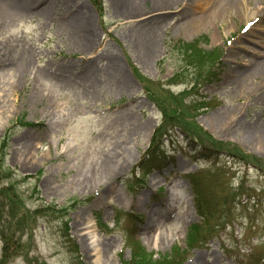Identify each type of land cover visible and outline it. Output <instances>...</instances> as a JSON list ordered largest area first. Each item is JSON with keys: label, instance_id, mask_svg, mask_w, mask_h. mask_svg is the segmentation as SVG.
Wrapping results in <instances>:
<instances>
[{"label": "rangeland", "instance_id": "obj_1", "mask_svg": "<svg viewBox=\"0 0 264 264\" xmlns=\"http://www.w3.org/2000/svg\"><path fill=\"white\" fill-rule=\"evenodd\" d=\"M166 1L0 0V264L6 233L4 264H96L102 241L111 264H264V140L240 141L264 133V0ZM126 135L125 172L84 188Z\"/></svg>", "mask_w": 264, "mask_h": 264}, {"label": "bare ground", "instance_id": "obj_2", "mask_svg": "<svg viewBox=\"0 0 264 264\" xmlns=\"http://www.w3.org/2000/svg\"><path fill=\"white\" fill-rule=\"evenodd\" d=\"M238 0H223L222 5L219 9L218 12V17L215 19V21L221 17H225L222 16L224 15L226 12H228L229 9H234L235 6L234 5L237 3ZM181 4V3H179ZM178 3L176 0H168L166 2H164L162 4V6H165L166 8H168L169 6H177ZM182 5V4H181ZM158 5H155L154 7H156ZM227 10V11H226ZM226 11V12H225ZM211 12V9H207V14L209 15V13ZM225 12V13H224ZM202 18L204 20H202ZM206 17H198L196 22H199L200 20L202 24H205L207 20ZM222 22V21H221ZM223 23V22H222ZM82 27L84 29L89 28V25H86V22L84 20H82ZM259 69H264V67L258 68V65L255 64L253 67H251L248 71V74L251 73H255L257 71H259ZM18 69L15 70V72H17ZM242 87V86H241ZM3 92V90H2ZM208 124L212 127L215 126L218 131L223 135H228V131H223L222 130V122L220 121V118H218V116H214V117H210L208 118ZM262 140H264V133H260V134H247L241 137L240 141L241 143H247L249 145H253V146H260ZM131 143V137L129 135H126L123 137V141H121V146L120 148L124 147L123 151L120 154H109L105 157H103L101 159V161L98 163L97 167L92 171L90 177L84 181L85 185L84 188H88V187H93V186H100V184L102 182H107L110 180H113L117 177H119V175H121L123 172H125V169L128 167V161L131 159L132 154L130 152V150L128 149V144ZM152 183L150 182L147 185H151ZM110 191V190H109ZM103 191L104 194L101 195V197H99V201L101 203L104 202H113V203H122L124 202L125 198L122 194L119 193H113L112 191ZM109 192V193H108ZM158 206V207H157ZM155 206V208H151V214L152 215H159L160 212V207L162 206V204H159ZM154 222H148L144 224V229L143 231L145 232L146 236H147V241L149 242L151 239H153L155 237V225L153 224ZM78 229L80 228V224L78 225ZM110 246H111V242L110 241H102L98 244V249L96 250L97 253L96 255V264H111L109 261V254H110ZM207 246V245H205ZM202 256L201 255H197L194 260L192 261L191 264H207V263H202ZM213 264V263H210Z\"/></svg>", "mask_w": 264, "mask_h": 264}, {"label": "trees", "instance_id": "obj_3", "mask_svg": "<svg viewBox=\"0 0 264 264\" xmlns=\"http://www.w3.org/2000/svg\"><path fill=\"white\" fill-rule=\"evenodd\" d=\"M182 50H183V52H184V54H185V56H186V58L188 59V60H190V62H193L194 61V59L197 57V58H202V56L204 55V53H202V52H200V51H198L197 49H194V50H188V51H186L185 52V48H181ZM189 53H193L192 55H190ZM202 56H201V55ZM24 117V116H23ZM22 117V119H20V124H25L26 126H28V123H26L25 121H22V120H24V118ZM184 119V121L186 120L185 118H183ZM186 122H188V121H186ZM207 137V139H209L214 145H216V146H219L220 145V143H217V142H214V141H212V139L209 137V136H206ZM223 147H227V148H229V149H231V150H234V151H236V148L234 147V146H232V145H227V144H224L223 145ZM153 153H154V151H152V148H149L147 151H146V153L145 154H147L148 155V160H149V162H153V161H155V162H157V165H159L165 158H166V156L165 155H163V154H157V156L156 157H154L153 156ZM212 154V153H211ZM236 154H238V155H240V156H242L241 158L242 159H246L243 155H242V153H238L237 151H236ZM152 156H153V158H152ZM210 153H209V155H207V158L209 157L210 158ZM146 156L144 155V158H143V160H141V165L142 164H144L145 163V161H146V158H145ZM190 183H191V185H192V187H193V190H194V193L196 194V195H201L202 193H204V190L202 189V188H200L199 190H197V188H198V185L196 184V182L194 181V180H190ZM55 208V206H48L45 210L46 211H48L49 213H52V210L51 209H54ZM48 209H50V210H48ZM66 211V209H64V208H61V209H58V212H62V213H64ZM36 213H37V211H36ZM53 214V213H52ZM66 214V213H65ZM64 214V215H65ZM15 237V234H13L12 236L10 235V234H4V236H3V242H4V245H3V251H2V257H3V259H2V263L4 264L5 262H7L11 257H13V256H15V255H17V253L21 250V248L23 247V245H21L17 240H16V238H14Z\"/></svg>", "mask_w": 264, "mask_h": 264}]
</instances>
